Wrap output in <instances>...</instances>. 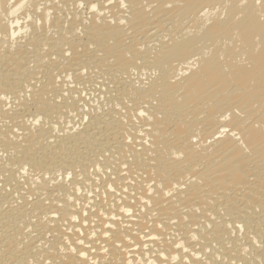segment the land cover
Returning a JSON list of instances; mask_svg holds the SVG:
<instances>
[{
    "label": "bare ground",
    "instance_id": "6f19581e",
    "mask_svg": "<svg viewBox=\"0 0 264 264\" xmlns=\"http://www.w3.org/2000/svg\"><path fill=\"white\" fill-rule=\"evenodd\" d=\"M123 2L0 0V264H264V0Z\"/></svg>",
    "mask_w": 264,
    "mask_h": 264
},
{
    "label": "snow or ice",
    "instance_id": "6c2138e0",
    "mask_svg": "<svg viewBox=\"0 0 264 264\" xmlns=\"http://www.w3.org/2000/svg\"><path fill=\"white\" fill-rule=\"evenodd\" d=\"M113 2V0H108V3L111 4ZM81 8H90L93 12H95L98 7H102V5L98 4V0H80V5ZM121 7H128L127 4H125L123 2V0H121ZM70 55V53H69ZM70 81L73 80V77H69L68 78ZM89 78H88V70L87 68L84 69V72L77 78L75 83L71 84V89L78 91L79 95L75 98V102H79L81 100V98H87L89 96L90 93V88H89ZM79 86V87H78ZM98 87V85H97ZM62 99L68 101L69 103L74 102L73 98L70 96L69 92L65 91L63 93V97ZM141 115H146V113L141 112ZM91 116V113L88 112L87 109L83 108V105H81V116L80 119L84 122H87L89 120ZM38 123L40 121H37ZM125 167H127V165H125ZM97 171H99L97 169ZM110 171V170H109ZM68 180L71 181L73 179V176L71 173L68 174ZM101 179H104L103 176L100 177ZM63 179V177H62ZM81 179H83V177H81ZM107 189H110L112 192H115L116 189L114 187H112V185H106ZM75 191V189H74ZM96 191H99V188L96 189ZM85 217H87V213L83 214ZM128 215H131V213L129 212ZM73 219L77 220V222H79V217L74 216ZM85 227L87 226V224L85 223L84 225ZM208 227H211V225H209ZM108 231H111V226H109ZM107 234V233H106ZM83 235V233H81V236ZM155 239V238H154ZM79 244H83L84 240L83 239H79L78 241H76ZM72 251L75 252L76 249L72 248ZM184 251H187V249H184ZM80 255H86L83 251L80 253Z\"/></svg>",
    "mask_w": 264,
    "mask_h": 264
}]
</instances>
